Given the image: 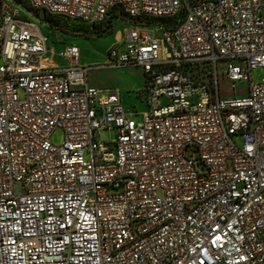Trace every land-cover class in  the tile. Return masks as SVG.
<instances>
[{
    "label": "built area",
    "instance_id": "1",
    "mask_svg": "<svg viewBox=\"0 0 264 264\" xmlns=\"http://www.w3.org/2000/svg\"><path fill=\"white\" fill-rule=\"evenodd\" d=\"M22 2L130 23L109 65L144 71L146 110L78 47L53 64ZM0 55V264H264V0H0Z\"/></svg>",
    "mask_w": 264,
    "mask_h": 264
},
{
    "label": "rangeland",
    "instance_id": "2",
    "mask_svg": "<svg viewBox=\"0 0 264 264\" xmlns=\"http://www.w3.org/2000/svg\"><path fill=\"white\" fill-rule=\"evenodd\" d=\"M19 9L30 21L38 24L41 31L48 37L47 58L57 65H68L69 62L61 57L60 53L67 47H78L80 50L79 63L84 67H92L88 74L89 85L97 89L110 90L120 94L122 101L127 109L137 110L142 113L146 110V100L140 95L145 87V73L141 68L134 66H115L109 65L108 52L118 46L123 38L125 31L131 27L127 21L114 20L113 24L107 27L93 30L83 27L71 21H65L47 15L43 12L29 10L27 3L22 2ZM170 23H173L171 21ZM48 24H55L53 28H48ZM52 27V26H51ZM90 28V29H89ZM3 64L0 55V67ZM254 83L264 82V68H257L252 72ZM247 82L238 83L235 88L226 81L220 82L221 95L229 98L233 95L241 96L246 93ZM136 121L142 119L141 115L134 117ZM115 137L109 130L99 132V139L103 143H109ZM63 141V132L56 131L51 142L60 145ZM237 143L242 144L240 137ZM88 158V155H86Z\"/></svg>",
    "mask_w": 264,
    "mask_h": 264
},
{
    "label": "trees",
    "instance_id": "3",
    "mask_svg": "<svg viewBox=\"0 0 264 264\" xmlns=\"http://www.w3.org/2000/svg\"><path fill=\"white\" fill-rule=\"evenodd\" d=\"M55 18H57V17H55ZM60 19V18H59ZM114 19H116V17H114ZM60 20H62V23H65V21L66 20H63V19H60ZM164 23L166 22V23H169V22H167V21H163ZM76 24H78V23H76ZM110 24H113V20L112 19H109V20H107L103 25H99V26H94L92 29L93 30H95V29H97V28H103V27H107V26H109ZM80 26H83V27H88V26H86V25H82V24H79ZM48 26V28H53V27H55L56 25L54 24H48L47 25ZM52 26V27H51ZM90 29V28H89Z\"/></svg>",
    "mask_w": 264,
    "mask_h": 264
}]
</instances>
